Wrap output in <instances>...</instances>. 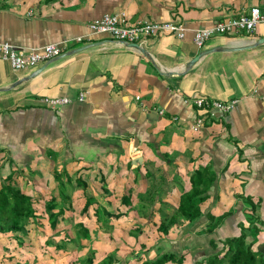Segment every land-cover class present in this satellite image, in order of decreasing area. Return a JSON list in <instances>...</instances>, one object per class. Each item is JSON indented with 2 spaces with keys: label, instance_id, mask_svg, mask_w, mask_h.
<instances>
[{
  "label": "crops",
  "instance_id": "0c3cea01",
  "mask_svg": "<svg viewBox=\"0 0 264 264\" xmlns=\"http://www.w3.org/2000/svg\"><path fill=\"white\" fill-rule=\"evenodd\" d=\"M261 1L0 0V42L23 49L58 43L61 53L99 42L25 70L0 58V189L8 185L32 201L35 216L24 243H30V224L71 239L64 220L74 215L73 226L89 230L80 250L92 248L95 263L124 248L118 262L136 261L141 251H128L135 244L145 256L184 244L190 255L202 257L207 212L227 213L214 229L217 238L239 233L249 216L264 236V42L211 52L181 71L202 49L264 38L260 23L251 33L213 34L200 47L193 42L198 28ZM119 11L130 23L178 21L184 35L141 40L151 62L109 34L90 31L91 21ZM62 96L70 101L56 108L42 101ZM195 97L236 102L227 112L207 111ZM67 181L73 183L69 204ZM194 184L208 187L195 198L202 216L190 221L177 207ZM248 201L256 203L253 212ZM55 215L52 227L49 216Z\"/></svg>",
  "mask_w": 264,
  "mask_h": 264
},
{
  "label": "trees",
  "instance_id": "16d2710c",
  "mask_svg": "<svg viewBox=\"0 0 264 264\" xmlns=\"http://www.w3.org/2000/svg\"><path fill=\"white\" fill-rule=\"evenodd\" d=\"M210 181V180H209ZM202 185V184H201ZM200 184H194L193 189L185 192L180 196L178 210L183 217L190 221L199 219L201 211L198 208V204L201 200L196 202L195 198L207 189L208 186H201L202 189H198ZM201 195V194H200ZM124 201V200H123ZM90 201L86 200L83 206V211L86 210ZM250 208L253 212L256 203L248 201ZM129 205L128 201L125 203ZM48 207V206H47ZM33 204L29 197L20 194L17 189L10 186H2L0 189V233L6 234L8 239H14L17 246L24 247L23 236L26 232V224L30 219L35 216ZM120 212H118L119 214ZM204 219L207 220L206 235L203 237L204 241H207V249L203 251V255L194 254L196 258L194 264H264V243L256 245L257 234L261 233L262 229L255 222L251 221V216L246 219L248 225L240 224L239 233L235 235H229L224 238H217L214 236V229L217 224L225 219L227 213H223L219 216H214L211 213L204 214ZM58 216H49V221L52 227L55 226ZM80 237L88 238L89 230L82 223L78 224ZM252 229V230H248ZM256 232V235H255ZM22 235V236H21ZM22 239V240H21ZM197 244H202L199 242ZM203 245V244H202ZM157 249V253L152 258H146L141 260L139 264H166L168 262L174 264H182L186 259V253L188 249ZM87 256L84 264H93L94 250L89 248L87 250ZM200 257V258H199ZM207 258V260H205ZM9 260H13L14 257H8ZM138 260V259H137ZM10 264H30L27 260L20 261L14 260ZM106 264H109L108 262ZM120 264V263H119Z\"/></svg>",
  "mask_w": 264,
  "mask_h": 264
},
{
  "label": "built area",
  "instance_id": "2783aa9c",
  "mask_svg": "<svg viewBox=\"0 0 264 264\" xmlns=\"http://www.w3.org/2000/svg\"><path fill=\"white\" fill-rule=\"evenodd\" d=\"M264 23V0L259 4L251 5L246 10H242L235 16L216 22L212 26L198 28L194 31L193 42L198 47L213 34L235 35L238 33H251L258 24ZM92 33H106L117 41L126 43H140L148 36H158L161 34H173L177 38L184 35V27L178 21L153 22L143 20L134 23L128 21V16L124 11L111 14H104L100 19L93 20L88 24ZM79 40L80 38H76ZM61 45L50 43L39 48H17L8 42H0V58L6 60L15 71L25 70L38 65L45 60L51 59L61 53ZM80 94L79 99H82ZM42 101L51 108L69 103V98L44 97ZM194 103L202 110L219 109L222 112L229 111L236 100L208 101L203 97H195ZM162 111H159L161 113ZM200 124L197 120L194 129Z\"/></svg>",
  "mask_w": 264,
  "mask_h": 264
},
{
  "label": "rangeland",
  "instance_id": "374dc122",
  "mask_svg": "<svg viewBox=\"0 0 264 264\" xmlns=\"http://www.w3.org/2000/svg\"><path fill=\"white\" fill-rule=\"evenodd\" d=\"M68 184H66L68 185L66 189V194L67 195L69 194V195L66 198V204H69L70 198H72L71 196L72 194L70 193L73 191V186H72L73 183L68 182ZM76 188H74V191L75 190L77 191ZM75 195H77V193ZM73 198L74 199L71 201L73 204V209L76 210L77 209V197H73ZM75 219L78 220L79 215L77 217L76 215H74V217L72 216L71 218H65L64 220L65 221L64 224L66 225L64 228H66L65 230L68 231L66 235L69 236L71 239H65L62 232L54 231L50 229V227H46L45 225L42 229L41 227H36L31 224L29 225L30 234L27 237L30 243H22L24 244V246L26 245V247L17 246V243H15L14 244L15 246L12 247L10 243H8V241L6 242L5 236H3L4 234H0V264H10L11 262L17 259L20 261L27 260L30 264H84L86 256H87L86 251L89 249V247L87 248V250H84V249L80 250V239H83V238L80 237L81 233H78L79 232L78 225H77V228L76 226H73ZM172 229H174V227ZM102 230H100L101 234L104 233L102 232ZM248 230H252V229H248ZM255 235H256V232H255ZM257 236L258 234L256 235V237ZM263 237L264 236L259 234L258 238L262 239L263 241L264 240ZM145 241L149 243L148 239H145ZM126 246L129 247L128 244ZM138 246L139 244H135L131 248H129L128 251H130L129 253L136 254L140 250L141 252H139V254L137 255L140 256L142 260H144V257L146 258L144 254L145 249H141ZM253 247L256 248V245L254 244ZM126 250L127 249L124 248V249L118 250L117 252H113V254L109 255L108 257H104V259L99 260V258H97L96 263L93 260V264H106L107 262L109 264H112L113 261H115L114 262L115 264H119V263L123 264L125 263L124 260L121 259L123 260L122 261L123 263L118 262L117 257H120L121 255L125 256ZM192 254L193 253H191L190 255V253H188V255H186L185 261L182 264H193L194 257ZM10 256L14 257L12 261L8 259V257ZM153 256L154 255L152 251L150 252V254L147 255V258H152ZM141 258H138V260ZM205 260H207V258ZM136 261L135 260L131 262L126 261L125 264H139ZM166 264H174V263L168 262Z\"/></svg>",
  "mask_w": 264,
  "mask_h": 264
},
{
  "label": "water",
  "instance_id": "95a60500",
  "mask_svg": "<svg viewBox=\"0 0 264 264\" xmlns=\"http://www.w3.org/2000/svg\"><path fill=\"white\" fill-rule=\"evenodd\" d=\"M120 42H123V41H120ZM264 42V38H260L258 39L257 41L255 42H251V43H247V44H244V45H239V46H231V47H226V46H214V47H211V48H208V49H202L201 51H199L195 56H193L189 61H187L181 71L183 70H187L189 69L192 65H194L202 56L206 55V54H209L211 52H223V51H233V50H240V49H246V48H250V47H253V46H256L257 44H260V43H263ZM99 42H92V43H89V44H85V45H82L80 47H76V48H73L69 51H66V52H63L61 54H59V56H57V58H62V57H65V56H68L70 54H73V53H76V52H79L81 50H84V49H87V48H90L92 46H95L97 45ZM126 45L128 46H132L134 48H136L137 50H139L144 56H146L151 62V57L149 55V53L147 52V50L140 46L138 43H126L124 42ZM47 64V63H46ZM45 64V65H46ZM42 68H38L37 70H35L34 72H32L28 77H25L23 80L27 79V78H30L32 76H34L35 74H37ZM19 83V82H17Z\"/></svg>",
  "mask_w": 264,
  "mask_h": 264
}]
</instances>
